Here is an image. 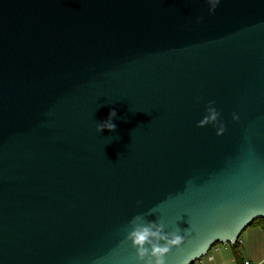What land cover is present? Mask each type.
<instances>
[{
    "label": "water",
    "instance_id": "1",
    "mask_svg": "<svg viewBox=\"0 0 264 264\" xmlns=\"http://www.w3.org/2000/svg\"><path fill=\"white\" fill-rule=\"evenodd\" d=\"M208 9L0 0V264H135L138 214L195 264L264 220V0Z\"/></svg>",
    "mask_w": 264,
    "mask_h": 264
},
{
    "label": "clouds",
    "instance_id": "2",
    "mask_svg": "<svg viewBox=\"0 0 264 264\" xmlns=\"http://www.w3.org/2000/svg\"><path fill=\"white\" fill-rule=\"evenodd\" d=\"M209 6V14L211 15L220 3V0H206ZM196 23H200V18L196 19ZM116 116L115 111H110L107 120L99 124L96 128L97 132L107 130L115 131V124L112 123L113 117ZM220 113L214 107V102H209L206 106V115L197 124V127L212 126L216 129V135L220 136L224 133V124L218 123ZM232 120L237 121L238 116L232 115ZM130 231L127 232L126 240L130 242L132 248L136 252L135 264H164L163 256L173 245L180 243V238L173 233L164 231L163 223L145 222L141 215H136L129 222Z\"/></svg>",
    "mask_w": 264,
    "mask_h": 264
},
{
    "label": "crops",
    "instance_id": "3",
    "mask_svg": "<svg viewBox=\"0 0 264 264\" xmlns=\"http://www.w3.org/2000/svg\"><path fill=\"white\" fill-rule=\"evenodd\" d=\"M240 257L243 263L264 264V231L260 226H251L242 234ZM195 264H238L232 246H217Z\"/></svg>",
    "mask_w": 264,
    "mask_h": 264
},
{
    "label": "trees",
    "instance_id": "4",
    "mask_svg": "<svg viewBox=\"0 0 264 264\" xmlns=\"http://www.w3.org/2000/svg\"><path fill=\"white\" fill-rule=\"evenodd\" d=\"M251 226H260L262 228V230L264 231V220H256L255 222H253V224ZM217 246H220V245L219 244L216 245L213 249H215ZM232 247H233V250H234V253H235L236 260L238 261V264H244L243 261H242V258L240 257L241 255H240V245H239V242H237Z\"/></svg>",
    "mask_w": 264,
    "mask_h": 264
},
{
    "label": "built area",
    "instance_id": "5",
    "mask_svg": "<svg viewBox=\"0 0 264 264\" xmlns=\"http://www.w3.org/2000/svg\"><path fill=\"white\" fill-rule=\"evenodd\" d=\"M245 264H252L251 262H249V261H247V262H245Z\"/></svg>",
    "mask_w": 264,
    "mask_h": 264
}]
</instances>
